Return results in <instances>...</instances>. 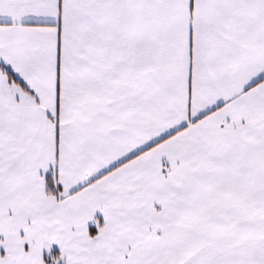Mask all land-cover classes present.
Returning <instances> with one entry per match:
<instances>
[{"label":"snow or ice","instance_id":"6c2138e0","mask_svg":"<svg viewBox=\"0 0 264 264\" xmlns=\"http://www.w3.org/2000/svg\"><path fill=\"white\" fill-rule=\"evenodd\" d=\"M0 264H264V0H0Z\"/></svg>","mask_w":264,"mask_h":264}]
</instances>
